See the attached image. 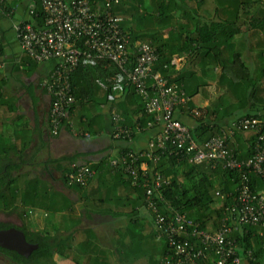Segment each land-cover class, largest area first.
<instances>
[{
    "label": "trees",
    "instance_id": "obj_1",
    "mask_svg": "<svg viewBox=\"0 0 264 264\" xmlns=\"http://www.w3.org/2000/svg\"><path fill=\"white\" fill-rule=\"evenodd\" d=\"M32 2L34 6L30 10H33L34 14H31V17L38 14L40 21L43 17L41 0ZM2 7L3 11L10 12L8 0H4ZM113 12L115 16L122 19L121 29L130 37L128 66L130 69L135 65L138 48L143 43L156 48L158 61L155 70L159 71L170 83L177 82L180 87L182 84H186V80H174L169 72L175 51L177 54L189 52L191 55H196L197 58L199 56L211 58L212 66L221 68L219 84L221 97L219 108L216 110V119H210L208 112L202 120H195L197 126L190 128L182 121L179 112L181 110L190 112L194 108L191 106V102L176 114L177 119L189 128L195 142L201 144L218 135L221 129L229 124H221L223 120L240 119V117H235L239 111H247V117L254 116L264 121V2L261 0H119L118 4L114 5ZM0 17L3 15L0 14ZM166 33L171 35L167 41L163 38ZM243 48L254 56V64L244 61L243 57L246 53L242 54ZM23 52L30 57L24 50ZM2 54L3 49L0 47V59ZM119 74L120 71L116 65L105 60L92 61L87 64L82 62L71 73V84L76 101L74 108L78 110L83 106V112L90 111L91 109H86V106H96L91 95L92 85L97 84V81L106 82L111 77L117 76L120 79ZM121 82L122 84H118L121 85L120 88H117L115 84L117 82L114 81H108L106 87L107 102L109 95L110 100H113L111 110L115 108L122 117V120L118 122L112 119L115 125L113 137H115L118 126L132 132L137 125L144 127L153 120L134 87L125 84V80ZM259 111L263 113H259ZM71 115H74V111H71ZM72 116L70 117L73 120ZM81 122L82 119H80ZM73 125L74 120L72 126L62 124L58 133L63 128H72ZM146 132L149 131H143L141 134H146ZM137 135L139 134L131 133V140L135 139ZM115 139L123 142L116 158L129 150L136 151L126 143L124 144L129 139L126 134L119 138L115 137ZM255 140L254 132L236 134L229 146L235 154L236 160L245 161L253 154ZM28 144L26 143L20 149L17 146L0 143V211L5 213L20 210L30 219L32 216L28 214L31 209L41 205V202L48 198L50 187L48 184L42 183L39 177H31L29 173L24 174L25 179H23V175H12L11 170L15 169L17 164L12 163L11 154L17 155L21 162H26L24 152ZM175 148L170 145L166 153L154 148L153 155L160 157L157 164L148 158H141L138 161V166L143 162L148 164L147 176L153 177L155 173H158L163 180L168 182L153 195L158 214L172 218L174 212H177L194 224L200 223L203 228L209 231L217 230L225 217L227 208L235 204L239 186L237 172L224 170L220 163L216 167L206 163L199 165L190 163L186 157L182 159L177 156ZM143 151H147V149L137 152ZM170 151L175 153H169ZM110 160L109 157H106L100 166L96 167V171L107 168L108 173L118 175L127 185V192L135 196L129 201L127 207H121L124 211L115 213L114 216L128 217L130 222L139 225L140 234L134 232L132 237L129 236L130 240L147 238L153 241L160 248H158V255L157 253L152 254L156 256L155 258L159 257L155 264H162L168 245L165 236L158 237L160 232L154 224L157 213L146 206L145 182L140 179L139 185L134 186L133 178L124 172L123 166L114 167ZM43 165L45 169L52 165L62 170V181L70 188H83L93 178H90L84 185L73 181L71 179V174L73 175L75 171L73 165L89 166L95 170L90 164L80 161L79 154L50 159ZM8 166L11 167L10 170L6 169ZM232 178L236 179L233 181ZM251 181L253 188L260 190L264 179L253 176ZM64 202L67 201L64 200ZM145 208L147 213L142 214L141 212L142 210L145 212ZM11 226L9 223L0 221V230L9 229ZM29 227L27 229L24 225L20 228L25 233L27 241L38 245V248L29 257L1 248L0 254L12 264H32L35 261L41 264H45V262L53 264L56 253L66 256L67 249L71 247L70 245L66 246V241L60 240L58 234L42 233L31 225ZM147 227L151 229L150 233L143 234ZM192 228L188 227L183 231L186 234L181 233V237H191ZM231 237L237 240L239 254L244 256V260L248 264H264V229L249 226L244 230L233 231ZM135 252L136 250H133V253ZM249 253L252 257H248ZM136 256L133 254V257ZM150 261L152 262V260ZM216 261L214 252L209 249L206 250V257L198 260V264H216ZM124 263L137 264V261H132V257L130 260L127 256L122 259V264Z\"/></svg>",
    "mask_w": 264,
    "mask_h": 264
},
{
    "label": "built area",
    "instance_id": "obj_2",
    "mask_svg": "<svg viewBox=\"0 0 264 264\" xmlns=\"http://www.w3.org/2000/svg\"><path fill=\"white\" fill-rule=\"evenodd\" d=\"M264 2V0H261ZM119 0H41L43 17H33L34 22L19 21L14 30L22 49L39 63L55 62L49 78L45 83L47 94L51 98L49 122L52 135H58L62 124L72 126L71 111L75 113V96L71 84V73L83 63L105 60L116 65L121 78L111 77L117 88L125 84L134 87L136 93L145 103L147 112L153 117L146 126L137 125L134 131L118 126L115 137L131 133L141 134L156 125L162 130L149 142L147 151L141 153L129 150L119 158L111 159V165L123 166L124 172L133 178V185L145 182L147 192V208L157 213L155 226L159 230V238L165 236L168 245L162 264H198V260L206 257V250H212L217 258L216 264H248L244 256H240L237 240L231 237L232 232L247 227L264 229V182L260 190L253 188L252 177L264 179V121L257 117H243L235 120L220 133L204 143L195 142L189 128L177 119V112L190 102L185 90L175 83H170L159 71L155 70L158 55L156 48L143 43L138 48L136 63L129 66L130 37L121 29L120 17L115 16L113 7ZM0 0V14L5 18L11 12L3 11ZM30 16L34 14L29 11ZM112 99V97H111ZM208 111L194 107L190 116L202 120ZM112 119L121 121L122 117L116 109L111 110ZM254 132L256 140L253 154L245 161H238L229 148L236 134ZM170 145L175 146L180 158L186 157L193 164L218 163L224 170L237 172L239 186L235 204L227 208L225 217L217 230H207L200 223L194 224L184 215L174 212L173 217L158 214L153 200L155 191L168 184L162 176L155 173L147 176L148 164L141 158H148L154 164L160 160L152 153L154 148L163 153L168 152ZM75 171L71 179L82 185L92 178L95 171L89 166L73 165ZM141 173V177H140ZM233 181L236 178H232ZM161 197V196H160ZM188 227L192 228L190 236L181 237ZM185 233V232H184ZM183 233V234H184ZM186 234V233H185ZM248 257H252L250 253Z\"/></svg>",
    "mask_w": 264,
    "mask_h": 264
},
{
    "label": "crops",
    "instance_id": "obj_3",
    "mask_svg": "<svg viewBox=\"0 0 264 264\" xmlns=\"http://www.w3.org/2000/svg\"><path fill=\"white\" fill-rule=\"evenodd\" d=\"M32 1L8 0L12 16L0 17V47L3 49L0 59V143L20 149L29 143L24 152L26 162H21L17 155L11 154L12 163L17 164L11 170L12 175H23V179L27 173L31 177L37 176L42 183L49 185L50 191L48 190V198L28 214H38L34 218L32 216L29 219L20 210L0 213L17 214L19 217L21 214V225L16 226L19 230L24 225L29 229L31 225L42 233L58 234L60 240L66 241L65 245H70L71 248L67 249L66 256L56 253L53 258L55 264H122V259L127 256L130 260L132 257V261H137V264H155L159 257L155 258L152 254L158 255L159 246L147 238L130 240L129 236L132 237L134 232L140 234V226L130 222L128 217L114 216L115 213L124 211L121 207H127L135 196L127 192V185L118 175L108 173L107 168L96 171V167L106 157H118L120 146L123 145L122 141L113 137V100H110V95L108 102L106 99L109 79L92 85L91 95L96 106H86V109H91L88 112H83V106L78 110L76 108L72 116L73 127L61 129L56 136L51 133V98L47 94L45 83L55 62L39 64L28 57L23 52L13 27L19 21L34 22L29 13L34 6ZM170 36L166 33L163 38L167 41ZM242 50L243 55L246 53L244 61L254 64V56L245 48ZM170 65L169 72L174 80H186V84L181 87L189 96L191 106L207 109L209 118L216 119L221 97V68L213 67L211 58H197L189 52L177 54V51L173 53ZM216 96L218 97L215 98ZM237 114L235 117H247V111H239ZM179 116L190 128L197 126L187 110H181ZM231 120L225 119L221 124L229 123V126L233 122ZM161 130V125L154 126L146 134H139L124 144L136 151L146 150L150 140ZM75 154L80 155V161L95 169L92 180L83 188H70L62 181V170L52 165L45 169L43 165L47 160ZM6 169L10 170L11 167ZM146 211L145 208V212L142 210L141 213L146 214ZM144 230L143 234H148L151 229L147 227ZM133 250L136 252L133 253ZM133 254L137 256L133 257ZM0 258L11 263L1 254Z\"/></svg>",
    "mask_w": 264,
    "mask_h": 264
},
{
    "label": "water",
    "instance_id": "obj_4",
    "mask_svg": "<svg viewBox=\"0 0 264 264\" xmlns=\"http://www.w3.org/2000/svg\"><path fill=\"white\" fill-rule=\"evenodd\" d=\"M0 248L16 252L24 257H29L38 248V245L27 241L23 231L16 227H11L0 230Z\"/></svg>",
    "mask_w": 264,
    "mask_h": 264
},
{
    "label": "rangeland",
    "instance_id": "obj_5",
    "mask_svg": "<svg viewBox=\"0 0 264 264\" xmlns=\"http://www.w3.org/2000/svg\"><path fill=\"white\" fill-rule=\"evenodd\" d=\"M217 97L218 96H216L215 98H217ZM32 216L34 218V217L38 216V214H35V215L32 214ZM0 220L7 221L9 223L16 224L18 226L21 225V217H19L17 214H14V215H6L4 213H0ZM0 264H11V263H8V261L6 259L0 258ZM32 264H41V263H38V262L35 261V263H32ZM45 264H52V263L51 262L50 263L49 262H45Z\"/></svg>",
    "mask_w": 264,
    "mask_h": 264
},
{
    "label": "flooded vegetation",
    "instance_id": "obj_6",
    "mask_svg": "<svg viewBox=\"0 0 264 264\" xmlns=\"http://www.w3.org/2000/svg\"><path fill=\"white\" fill-rule=\"evenodd\" d=\"M1 222H4V223H9V222H7V221H2V220H0ZM9 224H11L12 226L11 227H16L17 225L16 224H12V223H9ZM10 227V228H11ZM17 228V227H16Z\"/></svg>",
    "mask_w": 264,
    "mask_h": 264
}]
</instances>
